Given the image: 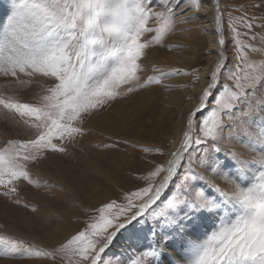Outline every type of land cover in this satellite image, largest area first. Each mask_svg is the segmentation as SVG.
Returning a JSON list of instances; mask_svg holds the SVG:
<instances>
[{"label": "snow or ice", "instance_id": "6c2138e0", "mask_svg": "<svg viewBox=\"0 0 264 264\" xmlns=\"http://www.w3.org/2000/svg\"><path fill=\"white\" fill-rule=\"evenodd\" d=\"M153 3L14 0L11 14L0 23V75L10 78L12 85L25 83L20 74L29 82L40 76L51 83L34 102H21L0 89V114L18 117V123L35 129L34 138L8 140L0 147L3 195H18L17 186L22 181L33 183L28 165L45 151H66L56 141L81 135L84 129L78 125L84 116L102 109L123 92L160 84L168 76L180 74L178 70L160 72L142 80V57L177 23L190 19L184 14L198 9L200 0H160L157 7ZM214 20L218 59L198 93L197 104L185 116L178 146L171 152L157 150L169 157L167 161L148 169L141 177L144 185L124 193L123 203L111 200L103 204L84 229L51 252L26 241L0 238V255L52 260L60 256L65 264H113L105 256L114 240L121 230L139 225L136 233L147 243L130 264H163L169 245L177 238L183 242L190 227L210 217L219 221L215 230L202 242L190 243L191 258L186 264H264V127L256 132L250 123L255 117L264 122V91H260L264 62H256V57L264 61V37L259 38L258 47L253 18L230 17L234 58L228 68L219 0ZM146 33L153 35L143 39ZM234 131L246 135L255 132L260 151L251 159L231 153L232 170L222 172L225 164L213 153L221 151L218 144L225 133L231 138ZM250 147L255 152L252 142ZM195 148L200 151L193 156ZM194 165L223 175L228 190L217 187L219 197L206 192L199 186L203 177ZM252 177L255 182L247 185Z\"/></svg>", "mask_w": 264, "mask_h": 264}, {"label": "rangeland", "instance_id": "374dc122", "mask_svg": "<svg viewBox=\"0 0 264 264\" xmlns=\"http://www.w3.org/2000/svg\"><path fill=\"white\" fill-rule=\"evenodd\" d=\"M10 1L13 5L14 0ZM159 2L154 0L153 7H157ZM219 3L224 12L225 52L228 68H231L234 49L230 42L233 33L228 31L229 18H253L256 25L253 31L257 34L259 47V38L264 37V28L261 27L264 24V0H219ZM198 10L193 8L186 12L185 17L191 18L177 23L161 43L146 49V55L142 57V80L160 72L178 70L180 74L170 75L160 84H151L131 93L123 92L102 109L84 116L83 122L78 125L84 129L81 135L71 140L56 141L66 151L48 150L37 161L29 163L28 170L33 183L20 182L17 186L18 195L11 197L3 195L4 189L0 188V238L26 241L51 252L84 229L93 217L98 216L97 209L103 204L111 200L123 203L124 193L144 185L145 181L141 177L147 174L148 169L156 163L167 161L169 157L160 155L157 150L171 152L178 146L185 130V115L193 108L198 93L206 86L210 71L218 59V49L214 48V40L209 32L211 29L209 25L203 26ZM149 25L155 26L152 21ZM151 35L153 33H146L143 39H150ZM256 62L264 61L256 57ZM197 76L199 79H196ZM50 83L44 78L36 79L32 88L24 92L22 90L16 97L21 102H34L42 88ZM260 91H264V86H261ZM250 123L256 132L264 127L259 117ZM17 125L18 130L15 132H11L8 126L0 125V147L8 140L34 138L35 129L22 122ZM218 146L221 151L213 153V156L225 164L222 172L232 170L231 153L251 159L260 151L255 132L246 135L234 131L231 138L225 133ZM199 151L200 148H195L193 156ZM194 167L203 177L199 186L213 196H220L217 187L221 190L230 187L223 175L218 176L201 166ZM206 174L214 175L219 180L210 181ZM180 175L182 177L183 169ZM253 182L254 177L249 178L247 185ZM17 198L20 203H15ZM218 222L210 217L198 220L197 224L204 230L202 238L194 239L188 234L184 236L183 242L177 238L162 257L163 264L166 259L168 264H181L176 260L177 257L170 259L172 251H183L191 258L188 252L190 243L202 242L215 230ZM137 227L139 225L121 230L107 251L106 260H112L113 264L117 260L130 264L141 245L147 243L138 237ZM0 264H65V261L60 256L52 260L0 255Z\"/></svg>", "mask_w": 264, "mask_h": 264}, {"label": "bare ground", "instance_id": "6f19581e", "mask_svg": "<svg viewBox=\"0 0 264 264\" xmlns=\"http://www.w3.org/2000/svg\"><path fill=\"white\" fill-rule=\"evenodd\" d=\"M10 2H11L10 0H0V23L5 22L6 17L11 14L13 5ZM199 6L200 7H199L198 12L200 13L201 21L203 22V26L209 25V27L211 29L209 32H211V37L214 40V46H215L214 48L217 50L218 49L217 40H216L217 34H216L215 30L213 29V24L215 23V20L213 17L212 0H200ZM41 78L42 77H40V76H36V77H33L31 79V82H29V78L27 76H25L24 74H20V79L25 81V83L22 85L21 84L12 85L10 83V78L4 77L3 75H0V89H3L5 94L16 96L22 90H23L22 92H24L25 90L29 89L30 87L32 88L33 81H35L36 79H41ZM5 85H7L6 89L4 88ZM197 100H198V98L196 97V102H194V105H196ZM194 105H193V107H194ZM184 123H185V118H184ZM2 124L5 126H8L9 128L8 127L7 128L11 132H15L16 130H18V125H17L18 123L16 122V118H12L10 116L5 117L3 114H0V125H2ZM206 176H207L208 180L213 181V182H217L219 180L214 175L206 174ZM209 228H210V226H209ZM203 231H204L203 227L201 225L197 224V226L195 228L190 227L187 234L189 236H191V238L200 239V238H202V235L204 234ZM171 254L172 255L170 257H172V258H170V257L169 258L171 260H173L174 257H177L176 260L180 261L181 264H185L186 260L190 258V256L183 251L179 252V253L172 251ZM164 264H168V259H166L164 261Z\"/></svg>", "mask_w": 264, "mask_h": 264}, {"label": "water", "instance_id": "95a60500", "mask_svg": "<svg viewBox=\"0 0 264 264\" xmlns=\"http://www.w3.org/2000/svg\"><path fill=\"white\" fill-rule=\"evenodd\" d=\"M212 3H213V6H214V8H215V5H216V3H217V0H212ZM214 27H215V23H214ZM225 38V37H224Z\"/></svg>", "mask_w": 264, "mask_h": 264}]
</instances>
